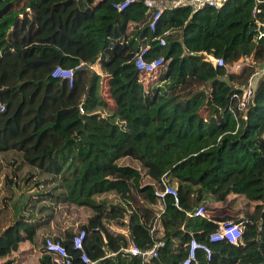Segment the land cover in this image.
Wrapping results in <instances>:
<instances>
[{
	"label": "trees",
	"instance_id": "16d2710c",
	"mask_svg": "<svg viewBox=\"0 0 264 264\" xmlns=\"http://www.w3.org/2000/svg\"><path fill=\"white\" fill-rule=\"evenodd\" d=\"M125 1L0 0V264H54L48 238L84 264L81 232L91 264H180L192 240L209 249L196 264H264V71L242 100L264 67V0ZM222 222L237 245L210 242Z\"/></svg>",
	"mask_w": 264,
	"mask_h": 264
},
{
	"label": "built area",
	"instance_id": "2783aa9c",
	"mask_svg": "<svg viewBox=\"0 0 264 264\" xmlns=\"http://www.w3.org/2000/svg\"><path fill=\"white\" fill-rule=\"evenodd\" d=\"M132 2L131 0H126L124 3L117 6V9L119 11H122L125 9L128 4ZM226 0H177L173 1L171 7H189L193 12H196L197 10L203 8V7H210L219 9ZM159 16V13L155 15L153 18L154 21L152 25L150 26L151 30H154V22L157 20ZM262 34L259 35V38H261ZM160 45H164V40H160ZM145 52V49L141 52L140 55H138L135 65L137 69L141 72L146 73V75H151L156 73L163 65L162 58H156L150 61H146L143 58V53ZM209 61L213 63L215 66H222L223 61L222 59H214L213 57H208ZM264 71V68L262 69ZM259 73H256L254 76L251 77L247 89L244 90L242 94V100H247L250 96L253 88V82L255 77L258 76ZM54 77L63 78L69 80V83H72L73 79V71L72 70H64L61 68L55 69L53 73ZM240 107H244L243 101L240 102ZM164 189L161 193H156L157 196L161 199H163L165 196H170L172 198L173 206L178 208L180 205L179 202V195L177 193V190L174 187H171L169 185H166L163 183ZM189 217H195L200 218L205 215V208L203 206H198L195 209H193L191 212L187 213ZM241 231L242 227L240 224L232 223V222H222L218 223L217 231L216 233L212 234L210 237L211 243L221 242L225 241L232 245H237L239 243L240 237H241ZM84 232H81L79 235H76L73 238V248L76 251L80 252V260L84 264H91L88 256L84 252L83 248V240ZM159 245H155L152 249L146 250V251H140V249L134 245L131 244L130 248L128 250H125L126 253L131 254L134 257H141L143 260H150L157 257V247ZM45 248L46 250L51 253L54 256V264H72V259L65 247L59 242L54 241L51 239H46L45 241ZM197 250H203L206 253L209 254V249L207 246L200 244L196 242L195 240L190 241L188 244V257L184 259L180 264H196V256L195 252Z\"/></svg>",
	"mask_w": 264,
	"mask_h": 264
},
{
	"label": "rangeland",
	"instance_id": "374dc122",
	"mask_svg": "<svg viewBox=\"0 0 264 264\" xmlns=\"http://www.w3.org/2000/svg\"><path fill=\"white\" fill-rule=\"evenodd\" d=\"M263 68H264L263 66H261V67L258 68L257 72H258L259 74H258L257 77H259V75L261 74V70H262ZM93 70H94L96 73H99V70H98L97 67H94ZM259 71H260V72H259ZM257 77H256V78H257ZM254 84H255V81H254ZM105 93H106V88H105V86H104V88H103V95H104V97H107V96H105ZM107 101H108V103H109L110 105H112V102L110 101V99L107 100ZM4 195H5V194H4ZM156 209H157L156 211H158V210H159V207H157ZM2 211H3V212H2V216H3V217H6L7 220L9 221V212L5 211L4 209H3ZM222 211H223V208L218 207V206H212V207L208 208L207 213H208V215L213 214V213L219 214V212H220V214H222ZM80 214H81V213H80ZM86 215H87V213H82V215H79V216H82V217L85 218Z\"/></svg>",
	"mask_w": 264,
	"mask_h": 264
},
{
	"label": "crops",
	"instance_id": "0c3cea01",
	"mask_svg": "<svg viewBox=\"0 0 264 264\" xmlns=\"http://www.w3.org/2000/svg\"><path fill=\"white\" fill-rule=\"evenodd\" d=\"M160 209V208H159Z\"/></svg>",
	"mask_w": 264,
	"mask_h": 264
}]
</instances>
